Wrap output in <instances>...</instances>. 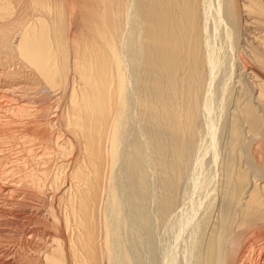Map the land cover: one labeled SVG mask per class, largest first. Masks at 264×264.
Wrapping results in <instances>:
<instances>
[{
    "label": "bare ground",
    "instance_id": "obj_1",
    "mask_svg": "<svg viewBox=\"0 0 264 264\" xmlns=\"http://www.w3.org/2000/svg\"><path fill=\"white\" fill-rule=\"evenodd\" d=\"M0 264H264V0H0Z\"/></svg>",
    "mask_w": 264,
    "mask_h": 264
},
{
    "label": "rangeland",
    "instance_id": "obj_2",
    "mask_svg": "<svg viewBox=\"0 0 264 264\" xmlns=\"http://www.w3.org/2000/svg\"><path fill=\"white\" fill-rule=\"evenodd\" d=\"M9 236H10V235H9ZM12 238H14V237H11V239H9V240H13ZM14 239H15V238H14ZM11 244H12V243H11ZM11 244H10V245H11ZM12 245H13V244H12ZM12 245H11V247H12V249H13V246H12Z\"/></svg>",
    "mask_w": 264,
    "mask_h": 264
}]
</instances>
